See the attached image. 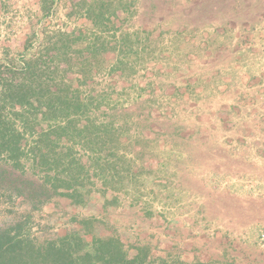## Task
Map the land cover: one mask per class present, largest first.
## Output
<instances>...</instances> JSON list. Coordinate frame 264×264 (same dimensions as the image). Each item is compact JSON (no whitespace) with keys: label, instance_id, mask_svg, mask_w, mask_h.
<instances>
[{"label":"rangeland","instance_id":"1","mask_svg":"<svg viewBox=\"0 0 264 264\" xmlns=\"http://www.w3.org/2000/svg\"><path fill=\"white\" fill-rule=\"evenodd\" d=\"M263 58L264 0H0V94L32 96L0 100V228L108 264L264 255V188L231 184L212 110Z\"/></svg>","mask_w":264,"mask_h":264},{"label":"crops","instance_id":"2","mask_svg":"<svg viewBox=\"0 0 264 264\" xmlns=\"http://www.w3.org/2000/svg\"><path fill=\"white\" fill-rule=\"evenodd\" d=\"M260 74L255 73L253 82L248 76L244 89L236 91L227 104L221 102L212 109L218 116L216 127L221 130V145L229 147L237 159L232 170L236 182H229L236 189H248L251 185L253 189L264 188V72ZM193 246H189L188 252L180 250L177 264H264V255L252 251L237 250L227 253V259H214L216 256L209 249L198 257Z\"/></svg>","mask_w":264,"mask_h":264},{"label":"trees","instance_id":"3","mask_svg":"<svg viewBox=\"0 0 264 264\" xmlns=\"http://www.w3.org/2000/svg\"><path fill=\"white\" fill-rule=\"evenodd\" d=\"M5 86V91L0 94V100L3 104L5 101L15 102L17 100L20 102L23 100L27 104L32 105L30 102L31 93H12L9 89L11 85L7 84ZM1 109L0 105V124L6 129V125L3 124L5 120L1 115ZM2 129L0 127V132ZM9 132L14 135L12 138L17 139L21 136V133L15 131L12 127H10ZM17 140H20V137ZM10 145L12 147H9L8 150L10 151V157L13 158L19 150L16 141H0V149ZM14 166H18L17 161L14 163ZM21 172L23 173V171ZM12 175L14 176L13 173ZM17 179L19 178L15 177V180ZM21 187L17 188V194L24 196L26 191L23 189V186ZM27 222L28 219L0 228V264H96L97 261H101L102 264H108L106 257L104 259L98 258V248L94 251L92 250V252L86 251L81 253L80 246L82 240L76 234H66L58 238L38 241L28 231L24 230L26 229L25 225Z\"/></svg>","mask_w":264,"mask_h":264},{"label":"built area","instance_id":"4","mask_svg":"<svg viewBox=\"0 0 264 264\" xmlns=\"http://www.w3.org/2000/svg\"><path fill=\"white\" fill-rule=\"evenodd\" d=\"M260 239L264 242V230L260 233Z\"/></svg>","mask_w":264,"mask_h":264}]
</instances>
